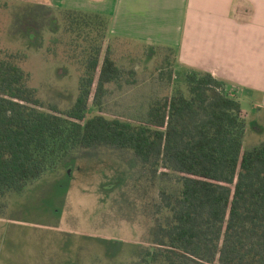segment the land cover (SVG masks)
<instances>
[{"label": "trees", "instance_id": "trees-1", "mask_svg": "<svg viewBox=\"0 0 264 264\" xmlns=\"http://www.w3.org/2000/svg\"><path fill=\"white\" fill-rule=\"evenodd\" d=\"M64 20L89 44L69 109L44 105L28 75L0 60V199L78 150L129 151L152 182L174 174L180 189L161 193L170 218L150 248L102 242L121 253L118 264H264V142L243 147L248 113L224 82L190 70L183 91L172 67L121 82L106 19L66 11Z\"/></svg>", "mask_w": 264, "mask_h": 264}, {"label": "rangeland", "instance_id": "rangeland-1", "mask_svg": "<svg viewBox=\"0 0 264 264\" xmlns=\"http://www.w3.org/2000/svg\"><path fill=\"white\" fill-rule=\"evenodd\" d=\"M54 3L0 0V60L28 75L27 86L44 105L66 110L77 98L85 71L82 49L89 44L66 24L63 3L57 1V9ZM110 45L121 82L172 67L185 91L181 78L190 70L176 64L175 54L120 39ZM248 73L258 77L254 89L225 88L248 113L246 150L264 142V64L249 66ZM108 90L107 98L117 94L113 86ZM179 189L174 174L152 182L129 151L78 150L21 193L0 199V264H118L121 253L115 257L114 248L102 242L150 248L156 225L170 218L161 193Z\"/></svg>", "mask_w": 264, "mask_h": 264}, {"label": "crops", "instance_id": "crops-1", "mask_svg": "<svg viewBox=\"0 0 264 264\" xmlns=\"http://www.w3.org/2000/svg\"><path fill=\"white\" fill-rule=\"evenodd\" d=\"M57 1L65 11L104 17L111 38L150 52L172 49L180 68L225 88L259 82L248 70L264 64V0H48L54 9Z\"/></svg>", "mask_w": 264, "mask_h": 264}]
</instances>
